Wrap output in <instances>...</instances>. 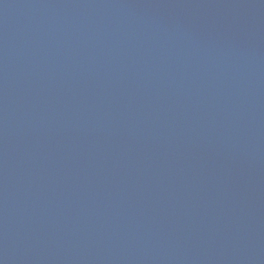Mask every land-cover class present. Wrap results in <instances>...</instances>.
<instances>
[{
  "label": "water",
  "instance_id": "95a60500",
  "mask_svg": "<svg viewBox=\"0 0 264 264\" xmlns=\"http://www.w3.org/2000/svg\"><path fill=\"white\" fill-rule=\"evenodd\" d=\"M0 264H264V0H0Z\"/></svg>",
  "mask_w": 264,
  "mask_h": 264
}]
</instances>
